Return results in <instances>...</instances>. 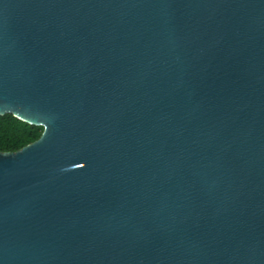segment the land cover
Wrapping results in <instances>:
<instances>
[{
    "label": "water",
    "instance_id": "95a60500",
    "mask_svg": "<svg viewBox=\"0 0 264 264\" xmlns=\"http://www.w3.org/2000/svg\"><path fill=\"white\" fill-rule=\"evenodd\" d=\"M0 264H264V0H0Z\"/></svg>",
    "mask_w": 264,
    "mask_h": 264
},
{
    "label": "trees",
    "instance_id": "16d2710c",
    "mask_svg": "<svg viewBox=\"0 0 264 264\" xmlns=\"http://www.w3.org/2000/svg\"><path fill=\"white\" fill-rule=\"evenodd\" d=\"M43 128L31 126L12 115L0 116V153H15L37 141Z\"/></svg>",
    "mask_w": 264,
    "mask_h": 264
}]
</instances>
